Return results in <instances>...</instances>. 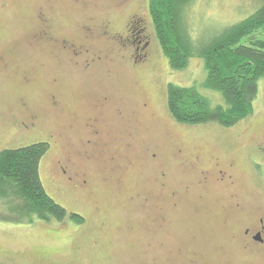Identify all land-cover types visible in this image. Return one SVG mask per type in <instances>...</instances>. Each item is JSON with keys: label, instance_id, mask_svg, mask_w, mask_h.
Here are the masks:
<instances>
[{"label": "rangeland", "instance_id": "obj_1", "mask_svg": "<svg viewBox=\"0 0 264 264\" xmlns=\"http://www.w3.org/2000/svg\"><path fill=\"white\" fill-rule=\"evenodd\" d=\"M120 1L0 0V149L48 140L44 188L84 217L77 225L0 218V264H264V244L243 247L244 229L264 214V83L254 114L230 127L176 122L167 83L194 85L212 102L221 95L201 88L199 56L183 71L168 66L148 0ZM256 4L196 0L193 29L201 34L236 21ZM41 9H49L52 39L39 35L44 24L34 17ZM134 12L144 18L146 38L131 33ZM106 20L109 35L101 30ZM66 39L86 42L101 59L85 67ZM33 111L38 128L24 130L16 120ZM95 119L103 146L93 155L85 142ZM66 156L86 173L87 187L65 183L56 160ZM218 168L228 170L224 183ZM202 169L209 181L199 184Z\"/></svg>", "mask_w": 264, "mask_h": 264}, {"label": "trees", "instance_id": "obj_2", "mask_svg": "<svg viewBox=\"0 0 264 264\" xmlns=\"http://www.w3.org/2000/svg\"><path fill=\"white\" fill-rule=\"evenodd\" d=\"M195 1L148 0V13L168 66L183 71L190 57L199 56L204 72L200 87L219 93L221 100L212 102L194 85L169 82L166 106L178 123L230 127L254 114L258 82L264 83V0H257L244 17L204 27L201 34L193 29L197 20L191 19ZM47 141L0 149V218L16 224L84 221L44 188L40 165L49 150Z\"/></svg>", "mask_w": 264, "mask_h": 264}, {"label": "flooded vegetation", "instance_id": "obj_3", "mask_svg": "<svg viewBox=\"0 0 264 264\" xmlns=\"http://www.w3.org/2000/svg\"><path fill=\"white\" fill-rule=\"evenodd\" d=\"M50 1H53L55 3L59 2V1L76 2V3H83L84 2V0H50ZM119 3L117 2L116 6H118ZM34 19L38 23L41 22L42 24H44V28H43V30L39 31V35L42 37H48L49 39H52L53 37L49 34V30L48 31L46 30V29H48L47 24L52 21L49 9L39 10L37 12L36 16L34 17ZM143 19L144 18L142 16H140L134 12L132 14H129L127 23H128V25L129 24L132 25L131 26L132 27L131 33L134 31L135 36H139V37L143 36L144 38H146V36L144 35L146 27L144 25H142ZM108 27H109V21L106 20L103 23V26L101 27V30L103 31V33H105V35L110 34ZM65 42L68 44V46L72 47L69 50H74L73 57H77L79 54H80L79 56H82V55L85 56V60L83 62L85 64L84 65L85 67L93 65L94 62L101 59V57H102L99 55L90 54V48H89L90 45L86 44V42L74 44L67 39L65 40ZM145 43H146V41H145ZM61 44H62V41H61ZM77 45H78V47H77ZM63 47H65V46H63ZM146 54L147 53H143L142 56H145ZM53 98L55 99V96H53ZM16 121L18 122L19 126L24 128V130L35 131L39 125V114L37 111H33V112H30L26 118L24 117L23 120H16ZM87 128H88L87 134L89 135V137L86 138L85 148L90 149L92 151V154L95 155L97 152H99L100 149H102V146H103L101 139L98 137L99 129H98L97 119H95L92 122H90L89 124H87ZM50 137L52 138V142L57 143V141H58V139H57L58 134L57 133L50 134ZM260 148H262V147L254 146V149H260ZM176 152H177L176 155L178 154L180 157L182 156L181 155V153H183L182 150L179 149ZM155 156H156V154L153 153L152 157H155ZM194 159H195L194 160L195 163H197L199 161V157H197V156L194 157ZM56 164L59 167V173L63 176L64 181L67 185L71 186L72 188L73 187L74 188L87 187L88 177H87L86 173L81 172L78 169L76 170L75 167L72 168L75 163H74L73 158L71 156H66V157H64V159L56 160ZM216 165H218L217 161L214 163V166H216ZM215 173L217 174V181L219 183H224L225 180L230 178L228 170H224L223 168H218V171H216ZM198 174L199 175H198L196 181L199 184H203V183H206L209 181V175H210L209 171L202 169V170L198 171ZM173 194H175V193L173 192ZM262 217H264V214H262L261 216H259L257 218V221L255 222V224H256L255 227H251V225H247L246 228L244 229L243 235H244L246 241H245V244L243 247L246 246V247L250 248L252 245H256V244L263 245L264 244V228L262 227V224L260 221ZM45 264H53V263H45Z\"/></svg>", "mask_w": 264, "mask_h": 264}, {"label": "water", "instance_id": "obj_4", "mask_svg": "<svg viewBox=\"0 0 264 264\" xmlns=\"http://www.w3.org/2000/svg\"><path fill=\"white\" fill-rule=\"evenodd\" d=\"M260 221H261L262 227L264 228V217H262Z\"/></svg>", "mask_w": 264, "mask_h": 264}]
</instances>
